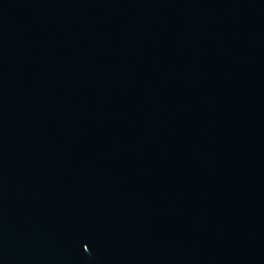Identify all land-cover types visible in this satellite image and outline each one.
<instances>
[{"label": "water", "instance_id": "water-1", "mask_svg": "<svg viewBox=\"0 0 264 264\" xmlns=\"http://www.w3.org/2000/svg\"><path fill=\"white\" fill-rule=\"evenodd\" d=\"M0 264H264V0H0Z\"/></svg>", "mask_w": 264, "mask_h": 264}, {"label": "snow or ice", "instance_id": "snow-or-ice-1", "mask_svg": "<svg viewBox=\"0 0 264 264\" xmlns=\"http://www.w3.org/2000/svg\"><path fill=\"white\" fill-rule=\"evenodd\" d=\"M85 249H87L89 246L87 244L84 245Z\"/></svg>", "mask_w": 264, "mask_h": 264}]
</instances>
